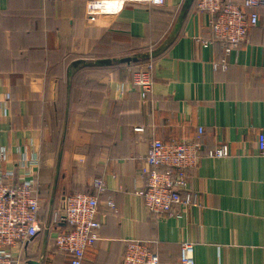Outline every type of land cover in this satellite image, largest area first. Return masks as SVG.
I'll list each match as a JSON object with an SVG mask.
<instances>
[{
  "label": "crops",
  "instance_id": "crops-1",
  "mask_svg": "<svg viewBox=\"0 0 264 264\" xmlns=\"http://www.w3.org/2000/svg\"><path fill=\"white\" fill-rule=\"evenodd\" d=\"M197 1L0 0V146L12 161L31 146L41 161L43 229L13 250L19 264H71L54 214L67 195L95 193L99 178L100 238L83 264H123L132 239L160 264H181L185 241L195 264H264V9L225 53L205 45L213 33ZM224 57L228 68L216 69ZM147 62L154 84L143 100L133 73ZM200 129L202 157L186 171L200 204L179 217L151 213L139 194L151 141ZM222 145L228 156L208 155Z\"/></svg>",
  "mask_w": 264,
  "mask_h": 264
},
{
  "label": "built area",
  "instance_id": "built-area-1",
  "mask_svg": "<svg viewBox=\"0 0 264 264\" xmlns=\"http://www.w3.org/2000/svg\"><path fill=\"white\" fill-rule=\"evenodd\" d=\"M166 1L145 0L151 7L163 6ZM197 9L210 18L213 34L205 45L218 42L225 53H230L247 39L251 28L260 24L264 0H198ZM214 67L227 69L228 61L224 57ZM152 72L153 63L147 62L133 73V83L143 100L153 88ZM201 134L202 129L191 140L165 142L156 138L151 141L145 157L149 165L146 186L139 191L151 213L162 216L170 212L179 217L183 211L200 204L198 194L189 188L186 171L200 162ZM259 143L264 155V131L260 133ZM19 154L18 160L12 161L8 148L0 146V264H19L13 250L32 243L43 229L38 178L40 156L31 146L21 148ZM229 154L228 145L208 152L212 157ZM94 186L95 193L67 195L63 209L54 214L53 222L61 225L55 236L56 247L70 258L71 264H83L88 249L100 238V194L106 186L102 178ZM108 205L116 210L114 201H108ZM180 252L181 264H195L193 242H182ZM123 264H160V257L148 242L132 239L126 241Z\"/></svg>",
  "mask_w": 264,
  "mask_h": 264
},
{
  "label": "water",
  "instance_id": "water-1",
  "mask_svg": "<svg viewBox=\"0 0 264 264\" xmlns=\"http://www.w3.org/2000/svg\"><path fill=\"white\" fill-rule=\"evenodd\" d=\"M131 60H134V59H130V58L125 59V61H127V62H129V61H131ZM31 263H32V262H31ZM32 264H37V263H32Z\"/></svg>",
  "mask_w": 264,
  "mask_h": 264
}]
</instances>
